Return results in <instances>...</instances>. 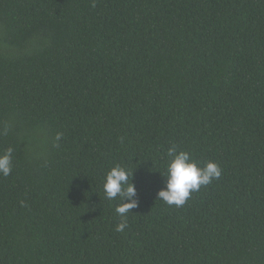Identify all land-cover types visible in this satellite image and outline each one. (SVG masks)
<instances>
[{"label":"trees","instance_id":"16d2710c","mask_svg":"<svg viewBox=\"0 0 264 264\" xmlns=\"http://www.w3.org/2000/svg\"><path fill=\"white\" fill-rule=\"evenodd\" d=\"M172 146L222 169L180 207ZM9 147L0 264H264V0H0Z\"/></svg>","mask_w":264,"mask_h":264},{"label":"clouds","instance_id":"9594fccd","mask_svg":"<svg viewBox=\"0 0 264 264\" xmlns=\"http://www.w3.org/2000/svg\"><path fill=\"white\" fill-rule=\"evenodd\" d=\"M62 134L58 133L59 140ZM14 149L9 147L0 154V175L7 177L12 171ZM169 160L165 165L164 187L158 191L157 200L169 206L180 207L190 198L192 192L199 191L202 186L211 184L221 177L222 169L216 162H208L200 166L186 151H178L176 146L168 149ZM133 173L125 167L116 165L106 174L103 182L105 199L109 201L119 198L121 201L115 208L123 222L116 226L121 232L127 226V216L131 210L138 206L137 190L132 182ZM127 201V202H125ZM23 204V202H22Z\"/></svg>","mask_w":264,"mask_h":264}]
</instances>
